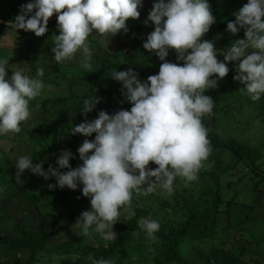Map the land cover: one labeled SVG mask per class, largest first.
<instances>
[{"label":"trees","instance_id":"obj_1","mask_svg":"<svg viewBox=\"0 0 264 264\" xmlns=\"http://www.w3.org/2000/svg\"><path fill=\"white\" fill-rule=\"evenodd\" d=\"M5 2L6 0H0V40L5 41L9 34L12 35L13 43L20 46L17 54L9 58V67L22 68L25 74L34 77L40 67L32 53L47 49L53 57L51 49L54 46V36L59 35L54 18L56 14L47 23L49 47L34 48L33 32L17 30L15 33L9 28V22L20 13L21 6L26 3L21 0ZM208 3L215 23L202 39L211 41L215 49L221 52L232 41L244 38L243 29L232 34L226 30V25L234 21L233 14L247 0H208ZM151 7H140L139 17L126 21L127 32L121 30L116 35L107 37V42L95 32L88 37L91 51L97 52L91 59H95L96 66L93 77L74 73L69 76L78 67L83 70L79 62L57 64L52 60L53 68L44 70L43 76L39 77L45 85L47 95L46 92H41L29 102L30 116L20 124L19 132L0 136V144L6 141L17 144V147L0 149V154H4L7 159L6 170L9 174L0 183L4 188L0 192L2 197L11 200L21 194V204L32 205L44 217L52 212L48 210L49 206L66 205L69 208V212L64 211L65 215L60 221L50 223L49 227L33 228L18 223V235L0 234L1 244L12 250L26 251L23 262L16 264H93L94 260L100 259L110 260L113 264H264V135L258 137L264 126V94L253 101L246 91H242L244 86L233 80L235 63L238 62H229L228 74L218 80L215 88L205 93L214 100L212 112L202 117L203 126L208 130L207 139L211 151L202 162L197 179L186 182L181 177H176L171 195L160 189L148 195L134 194L130 206L121 210L119 221L113 225V231L117 234L115 239L105 241L97 237L96 243L89 242L87 236L78 235L73 228L72 225L81 212L90 208V198L82 195V185H78L75 190L67 187L49 189V184L55 185L54 177L44 180L27 170L20 177L22 183L16 180V168L11 164L10 154L17 148H25L24 146L30 149L25 155H32L33 163L43 161L44 170H47L49 164L57 167L55 160L62 150L72 153L74 158L69 161L71 167L75 168L82 163L77 146L84 138L92 140L95 133L90 137L73 135L66 127L63 117L57 128L39 125L53 101L64 106L66 102L82 96V100L77 103L82 122L97 118L92 117L93 110L87 114L80 113L83 98L91 97L92 91L78 96L74 91L78 81L91 84L94 79L97 80L100 92L98 111L103 110L111 115L121 109H130L122 84L113 79L106 80L105 74L114 69H132L137 78L144 81L148 76L158 73L162 61L142 47L147 35L154 30L150 21L147 25L144 23ZM5 29L11 32L5 33ZM217 59L222 61L223 56L218 55ZM166 60L182 64V61L177 62L174 50H169ZM11 74L12 70L9 69L8 76ZM231 100L235 103L232 104ZM245 108L250 114L254 113L250 124L260 125L258 128L254 127L255 135L249 139L244 132H237L232 124L233 120L236 122L235 117H232L234 110L239 112ZM51 114L58 115V110H52ZM32 115H35V120L30 123ZM2 170L4 168L0 167V174ZM224 175L232 177L226 186L221 180ZM206 180H212L214 186L201 189L200 186ZM149 197L154 203H147ZM7 198L1 202H6ZM129 211L133 214L129 215ZM149 217L160 225L159 230L154 233V239H148L139 226L142 219ZM233 230L244 231L242 237L246 244H241L239 240L228 244L227 239ZM62 232L67 236L61 237ZM257 245L259 248H255ZM6 264L14 263L6 261Z\"/></svg>","mask_w":264,"mask_h":264},{"label":"clouds","instance_id":"obj_2","mask_svg":"<svg viewBox=\"0 0 264 264\" xmlns=\"http://www.w3.org/2000/svg\"><path fill=\"white\" fill-rule=\"evenodd\" d=\"M141 6L142 0H30L21 6L9 28L39 37L48 31V20L56 14L59 35L54 36L53 60L57 64L71 61L79 52L80 66L90 72L88 37L95 32L107 42V37L127 32L126 21L137 19ZM233 15L226 30L236 34L243 29L244 38L218 52L211 41L202 39L215 23L208 0H155L144 21L145 25L150 21L154 30L142 47L162 61L158 73L142 81L132 69L112 70L108 76L122 84L130 109L111 115L101 110L97 118L71 127L73 135L95 133L78 147L82 163L75 168L69 164L74 157L68 150L56 158L57 167L49 164L47 170L43 161L33 163L32 155H19L16 180L22 183L20 177L27 170L44 180L54 177L55 185L49 184V189L75 190L82 185L90 208L72 226L78 235L88 236L91 229L105 241L116 238L113 225L134 194L148 195L160 189L171 195L176 177L196 180L211 151L202 117L212 112L214 100L205 93L228 74L227 64L238 62L233 80L244 86L242 91L253 101L264 94V0H247ZM169 50L175 51L182 64L166 60ZM218 55L223 56L222 61ZM43 74L44 69L38 68L30 77L22 68H10L9 57L0 56V136L20 131V124L30 116L29 102L45 87L39 78ZM98 103L94 94L83 101L80 113L91 112ZM150 162L156 167L148 168ZM139 226L148 239H154L160 227L150 217ZM93 264L113 262L100 259Z\"/></svg>","mask_w":264,"mask_h":264},{"label":"rangeland","instance_id":"obj_3","mask_svg":"<svg viewBox=\"0 0 264 264\" xmlns=\"http://www.w3.org/2000/svg\"><path fill=\"white\" fill-rule=\"evenodd\" d=\"M10 0H6L8 2ZM24 3L30 2V0H21ZM5 2V3H6ZM155 2V0H142V6L141 9H147L152 4ZM11 30L5 29V33H10ZM4 33L5 38L7 37ZM48 33L46 32L44 35L37 37L33 33L34 37V42L32 43V47L34 48H45L49 47L50 41L47 38ZM8 39L5 41L0 40V56H5V57H13L14 55L17 54V52L20 49V46L18 43H13V39L11 38L12 35L10 36L8 34ZM13 40V41H12ZM18 44V45H17ZM251 50H249L250 52ZM96 51H92V55H96ZM32 55L35 57L37 64L39 65L40 68H43L44 70H50L53 68L52 60L53 57L51 56L49 50H35ZM81 59V54L77 52L74 56V58L71 61H64L65 63H71L72 61H76L80 63ZM77 63V64H79ZM92 64V69L91 71H86V70H81L79 67L76 68V72H71L69 73V76H72V74H81L83 77H93L94 72L96 70L95 66V59L94 61H91ZM82 72V73H80ZM110 72H106L105 77L106 80H111L112 78L108 76ZM79 84L75 85V93L79 95H85L89 93V90L92 91V96L95 94L98 98L100 96L99 92V87H98V82L96 79H94V82L89 84V82H84L82 80L78 81ZM43 93L47 91L46 88L42 90ZM84 97V96H82ZM82 97H76V99H72L68 102L65 103L64 106L60 105V102H55L53 101L52 104L50 105L49 109L47 110V115L45 117H42L39 121V125L45 124L46 126L52 125L54 127H58L60 123L61 117L64 118L65 120V125L66 127L70 130L71 127L78 125L79 123L82 122V117L79 115L78 110H77V103L78 101L82 100ZM86 98H83L85 100ZM231 103L234 104L235 102L231 100ZM102 106V105H101ZM100 106V107H101ZM107 108V107H106ZM58 110V115H52L51 111L52 110ZM98 104L92 111V117H97L98 115ZM234 113V114H233ZM232 113V117H235L236 122L234 120L232 121V124L234 126V129L237 132H244L246 135V138H253L255 135L253 133V129L260 127V125H252L251 119L254 116V113L250 114L249 110L247 108L239 111V112H234ZM220 114H218L219 116ZM35 115H32L30 117V123H32L35 118ZM220 118V117H219ZM254 123V121L252 122ZM264 135V126H262L261 130L258 133V137H262ZM85 138L83 139V141ZM82 141V142H83ZM82 142L77 146V148L82 144ZM9 149L11 147H17L16 143H12L9 141L2 142L0 144V149L1 148ZM25 148H22L21 150L17 148V150L14 153L10 154L11 157V164L15 166V160L16 157L19 155H25L30 152V149L24 146ZM8 165L7 159L4 156V154H0V167H3L4 170H2V173L0 174V183L4 180L6 176H8V171L6 170V167ZM148 168H155L156 165L153 163H149L147 166ZM232 177H226V175L221 177L222 183L224 186H226L227 182L231 180ZM183 179V178H182ZM184 180V179H183ZM185 181V180H184ZM209 186H214V182L212 180H206L200 187L201 189H207ZM241 190V187L240 189ZM7 197H2V194L0 193V234H9V235H18V229H17V224H24L27 227H33V228H45L44 226H50V223H56L60 221L64 215L65 212H69V208L65 207L66 205H52L49 206L48 210L52 211L49 213L48 217H44L41 215L35 207L32 205H29L28 203H23L21 204V194L15 196L13 199L10 200V198H7V201L2 203V199H6ZM264 200V199H263ZM147 203H154L152 198L147 199ZM60 207V210L58 209ZM65 211V212H64ZM244 231L241 230L240 232L233 230L230 234V237L227 239L228 244L232 243L235 240H239L241 244H246V240L242 237ZM61 237H66L67 235L62 232ZM97 237H101L98 233L92 231L90 229V234L87 236V241L89 242H95ZM57 239H61L57 237ZM254 248V246H253ZM255 248H259V245L255 246ZM26 258V251L25 250H12L8 246L1 244L0 243V264H6V261H9L11 263H19L23 262V260Z\"/></svg>","mask_w":264,"mask_h":264},{"label":"water","instance_id":"obj_4","mask_svg":"<svg viewBox=\"0 0 264 264\" xmlns=\"http://www.w3.org/2000/svg\"><path fill=\"white\" fill-rule=\"evenodd\" d=\"M54 18H56V16H55ZM7 23H8V22H7Z\"/></svg>","mask_w":264,"mask_h":264}]
</instances>
